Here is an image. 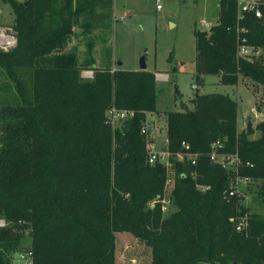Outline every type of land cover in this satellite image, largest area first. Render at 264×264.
<instances>
[{"label": "trees", "instance_id": "obj_1", "mask_svg": "<svg viewBox=\"0 0 264 264\" xmlns=\"http://www.w3.org/2000/svg\"><path fill=\"white\" fill-rule=\"evenodd\" d=\"M2 1L16 43L0 51V264L25 238L28 264H116L115 232L149 248L147 264H264V119L237 130L236 101L222 93L194 94L190 109L164 112L167 149L176 152L183 141L197 159L194 166L175 163V209L162 218L147 201L161 194L165 171L146 162L139 134L146 114L158 112L154 73L111 70L110 48L97 68L91 41L80 63L65 49L75 26L83 34L110 27L112 1ZM217 7L209 32L193 30L195 78L217 74L234 85L243 77L264 91V6L261 18L248 12L239 20L235 0ZM236 24L257 50L250 60L236 55V37H243ZM80 67L92 77L80 78ZM111 105L134 115L112 129L104 116ZM216 140L237 151L239 175L260 181L262 212L249 215L247 231H235L231 221L242 205L223 196L229 172L208 161Z\"/></svg>", "mask_w": 264, "mask_h": 264}, {"label": "rangeland", "instance_id": "obj_2", "mask_svg": "<svg viewBox=\"0 0 264 264\" xmlns=\"http://www.w3.org/2000/svg\"><path fill=\"white\" fill-rule=\"evenodd\" d=\"M22 1V0H19ZM109 15L105 22L109 28L98 27L89 34L81 33L75 26L65 49L77 53L80 63L85 56L87 42H92V55L99 68L100 60L105 59L106 51L110 48L109 67L111 70H139V57L147 50L144 61L145 70L154 73L155 109L156 114L165 116L164 112L181 111L192 107L191 99L194 94L222 93L236 101V128L250 127L258 124L250 107L255 106L264 112V91L260 85L253 84L248 78L238 77L234 85L222 84L217 74L200 75L195 78L194 36L193 30H200L201 19L211 20L217 16L216 0H163L162 8L155 10L153 0H111ZM127 16L121 19L123 12ZM13 16L9 5L0 0V26H11ZM106 57V56H105ZM119 62V64H117ZM157 74L160 76L158 77ZM79 76L90 79L92 71L80 67ZM3 77L0 74V84ZM5 90L0 89L1 97ZM9 96L8 98H10ZM154 114H150L149 118ZM264 119V118H263ZM262 121V120H261ZM122 122L114 123L112 129L120 128ZM256 131L250 136H255ZM160 136V135H159ZM160 140L152 146L161 148ZM260 181H254L247 187H241L244 192V204L240 207L243 213L259 215L262 205L255 193ZM161 195L170 197V203L160 208L155 197L147 204H157L161 217L168 216L174 211L171 192L162 186ZM236 217V216H234ZM116 264H147L150 261L149 248L125 232L114 233ZM23 245L9 254V264H26V251L29 240L25 238ZM25 258H21V256Z\"/></svg>", "mask_w": 264, "mask_h": 264}, {"label": "built area", "instance_id": "obj_3", "mask_svg": "<svg viewBox=\"0 0 264 264\" xmlns=\"http://www.w3.org/2000/svg\"><path fill=\"white\" fill-rule=\"evenodd\" d=\"M219 1V0H216ZM236 1V19H241L245 13H252L254 17L261 18V7L264 6V0H235ZM163 0H153L155 10H160L162 8ZM217 7V6H216ZM218 10V7H217ZM127 16V12L124 11L121 19H124ZM218 23L217 16H214L211 20L201 19L199 21L200 30L209 32V29L212 25ZM234 32L241 36L246 33V29L236 24L233 28ZM236 41H239L236 49V55L238 57L250 60L257 52L256 49H253L252 46H249L244 43L245 38L239 37ZM16 36L14 30L11 26H0V51H7L15 46ZM261 111V110H260ZM256 109L255 106L250 107V112L252 113V118L257 122H260L264 118V112H260ZM134 115L133 110L125 108H116L111 105L105 109L104 116L105 121L109 125H113L117 122H123L124 120L132 118ZM150 114H146L145 118L139 125V134L145 141V160L148 164L158 163L160 164L165 171V177L163 182L164 189L168 190L169 193L173 189L175 171V163H186L190 166L196 164L197 153L192 152L189 149V146L185 142L180 143V149L176 152H170L167 149V139L165 135V121L161 116L154 114L149 118ZM160 138L161 148L154 149L152 146L155 144V138L158 136ZM224 144L222 141L216 140L211 142L208 145L207 158L208 161L214 164H218L223 167L229 176L227 179V184L223 190V196L225 198H237V201L240 205L244 204V192L241 187H247L255 180H252L248 176L239 175L237 170L240 166V158L237 154V151H226L224 149ZM188 174L192 179L196 177L195 171L190 170ZM180 176H185V173H180ZM195 187L200 192L208 189L207 185L195 183ZM155 200L160 203V208L164 209L170 203V197L165 195L158 194L155 197ZM233 228L237 232L247 231L248 228V217L247 214L242 213L237 215L232 220ZM4 222L0 219V226H3ZM21 258L25 256L20 255ZM30 253L26 252L27 263L29 262Z\"/></svg>", "mask_w": 264, "mask_h": 264}, {"label": "water", "instance_id": "obj_4", "mask_svg": "<svg viewBox=\"0 0 264 264\" xmlns=\"http://www.w3.org/2000/svg\"><path fill=\"white\" fill-rule=\"evenodd\" d=\"M147 50L144 49L143 54L139 57V70H145V61L144 56L146 54ZM119 64V62H117ZM3 264H9L7 260H4Z\"/></svg>", "mask_w": 264, "mask_h": 264}, {"label": "crops", "instance_id": "obj_5", "mask_svg": "<svg viewBox=\"0 0 264 264\" xmlns=\"http://www.w3.org/2000/svg\"><path fill=\"white\" fill-rule=\"evenodd\" d=\"M216 6H217V4H216ZM157 76L158 77H160L158 74H157ZM239 116L237 115V118H238ZM160 138H161V136H158V139L160 140ZM157 142V137L155 138V143Z\"/></svg>", "mask_w": 264, "mask_h": 264}]
</instances>
